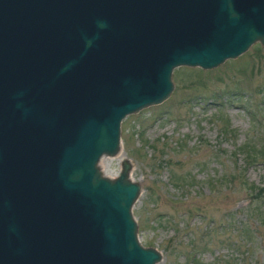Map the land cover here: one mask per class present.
I'll return each instance as SVG.
<instances>
[{"label": "water", "instance_id": "1", "mask_svg": "<svg viewBox=\"0 0 264 264\" xmlns=\"http://www.w3.org/2000/svg\"><path fill=\"white\" fill-rule=\"evenodd\" d=\"M255 42L264 0H0V264L158 262L128 160L108 178L99 159L123 117L168 97L174 68Z\"/></svg>", "mask_w": 264, "mask_h": 264}, {"label": "rangeland", "instance_id": "2", "mask_svg": "<svg viewBox=\"0 0 264 264\" xmlns=\"http://www.w3.org/2000/svg\"><path fill=\"white\" fill-rule=\"evenodd\" d=\"M171 81L165 100L121 120L122 158L102 156L112 177L130 164L138 241L155 264H264V48Z\"/></svg>", "mask_w": 264, "mask_h": 264}, {"label": "bare ground", "instance_id": "3", "mask_svg": "<svg viewBox=\"0 0 264 264\" xmlns=\"http://www.w3.org/2000/svg\"><path fill=\"white\" fill-rule=\"evenodd\" d=\"M116 155H117V158H116V159L120 160V159L122 158V155H119V154H116ZM116 155H115V156H116ZM115 156H114V157H115ZM104 159H106V158L101 157L100 160H99V167H100V170H101V172H102V175H104L105 177H108V178H112V174L105 173V172H103V170H102V166H103L102 164H103Z\"/></svg>", "mask_w": 264, "mask_h": 264}, {"label": "clouds", "instance_id": "4", "mask_svg": "<svg viewBox=\"0 0 264 264\" xmlns=\"http://www.w3.org/2000/svg\"><path fill=\"white\" fill-rule=\"evenodd\" d=\"M101 27H104V25H101ZM92 41H88V46H91Z\"/></svg>", "mask_w": 264, "mask_h": 264}, {"label": "trees", "instance_id": "5", "mask_svg": "<svg viewBox=\"0 0 264 264\" xmlns=\"http://www.w3.org/2000/svg\"><path fill=\"white\" fill-rule=\"evenodd\" d=\"M252 154V153H251ZM254 154V153H253ZM256 154H254V156H255ZM174 181H179L178 179H176V178H174Z\"/></svg>", "mask_w": 264, "mask_h": 264}]
</instances>
